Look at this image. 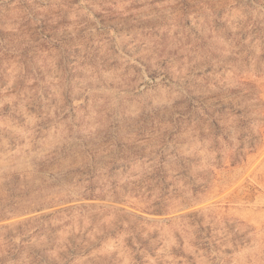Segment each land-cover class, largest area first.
Here are the masks:
<instances>
[{"label": "rangeland", "instance_id": "374dc122", "mask_svg": "<svg viewBox=\"0 0 264 264\" xmlns=\"http://www.w3.org/2000/svg\"><path fill=\"white\" fill-rule=\"evenodd\" d=\"M0 264H264V0H0Z\"/></svg>", "mask_w": 264, "mask_h": 264}]
</instances>
